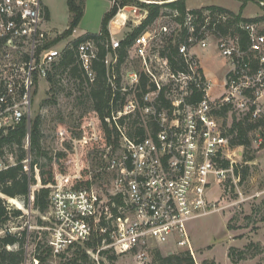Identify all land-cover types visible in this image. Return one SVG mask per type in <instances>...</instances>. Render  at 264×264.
Here are the masks:
<instances>
[{
	"label": "built area",
	"instance_id": "1",
	"mask_svg": "<svg viewBox=\"0 0 264 264\" xmlns=\"http://www.w3.org/2000/svg\"><path fill=\"white\" fill-rule=\"evenodd\" d=\"M109 1L116 9L112 21L119 15L114 24L117 31L127 24L140 26L151 8L159 9L152 22L125 45L122 61L119 48L125 37L109 32L102 57L90 38L58 46L52 43L56 36L45 28L41 0H0V133L23 118L28 128L24 157L18 160L14 150L4 148L0 171L21 165L27 193L16 198L21 203L16 209L25 215L47 214L41 218L51 223L47 242L53 254L94 237L99 241L96 256L108 250L142 259L169 242L193 253L186 223L245 200L237 191L238 201L218 205L208 199V191L215 184L228 196L231 187L240 183L234 169L248 163L242 159L244 148L259 152L264 145V22L236 20L206 6L196 11L185 8L182 13L171 6L177 0ZM236 28L246 34L244 44ZM213 40L228 64L215 96L210 92L214 83L204 74L196 50H204ZM170 46L177 49L176 56H170ZM67 48L74 50L89 84L95 79L94 61L105 66L108 113L104 118L115 126L118 136L115 148L104 145L103 167L111 176L108 189L93 187L91 174L81 175L78 162L73 164V175L54 165V180L42 184L38 163H33L29 150L34 91L53 74ZM170 57L177 67H172ZM128 58L137 59L140 69L132 66L123 74L120 66ZM224 107L225 114L218 115ZM120 119L137 120L145 134L130 135ZM223 119L231 122L228 128L221 126ZM233 120L263 123L251 132L249 147L231 144L236 134L229 131ZM153 123L157 129L148 125ZM89 139L99 141L100 134L93 128ZM80 180L90 184L78 185ZM40 188L48 189L44 212L32 208L34 191ZM3 199L6 209L14 208L9 197L3 195ZM4 233L14 232L6 226ZM20 264H27L26 249Z\"/></svg>",
	"mask_w": 264,
	"mask_h": 264
},
{
	"label": "rangeland",
	"instance_id": "2",
	"mask_svg": "<svg viewBox=\"0 0 264 264\" xmlns=\"http://www.w3.org/2000/svg\"><path fill=\"white\" fill-rule=\"evenodd\" d=\"M41 1L49 9L47 27L52 29L53 34H57L56 37L60 36L68 27L71 19L67 0ZM240 1L242 2V0H185V5L192 9L203 5L217 4L236 11ZM109 8V0H84L83 14L74 29L75 31L61 37L55 41V44L62 46L67 41L71 42L86 33H97L100 29L102 14L104 15ZM263 13V9L256 1L248 0L246 2L244 15L253 17ZM134 28L136 27L127 24L113 34L117 38H122ZM196 50L203 54L201 63L214 83L210 92L212 96H215L220 90L217 82L222 81V76L228 67L226 59L218 52L214 40L204 50ZM132 66L140 69L137 59L128 58L120 66V69L124 74ZM79 74H72L69 68H57L51 85L47 79L39 82L33 98L31 116L32 118L39 117L40 147L46 154L39 156L31 152V156L37 159L39 167V164L49 163V158L53 162L56 154L63 152L66 155V169L70 175L75 173L74 162H78L81 175L84 170L86 175L90 173L92 176L91 185L104 190L109 188L111 180L110 174L103 167L106 162L103 156L104 144L89 139L93 128L97 134H100V121L93 111L89 93L90 84L82 74ZM50 86H52L51 89ZM90 119L93 120V124H90ZM131 121L133 120H126L124 123L127 131ZM230 123L223 119L221 126L228 128ZM250 137H253L252 133ZM86 140L88 143L85 142ZM5 150H14L16 155L18 152L15 145L6 146ZM244 153L254 155V158L247 163L248 168L244 180L237 187L232 186L228 196L222 192V188H220L222 186L213 184L208 191V199L218 205L229 204L239 200L237 191H240L246 199L228 205L221 211L212 212L186 223L193 253L169 242L156 246L142 259L134 254L120 255L113 252L114 259L111 260L108 256L112 254L111 251L105 250L103 255L96 256L85 244L75 243L60 254H53L50 249L49 257L42 264H101V262L104 264H165L163 256L173 252H188L195 264H201L203 259L214 260L216 264H264V145L259 149V152L244 148ZM53 164L57 167L55 162ZM32 181L35 182L33 178ZM3 195L0 193V197L3 198ZM18 201L20 200L18 199ZM12 206L16 208L15 205ZM42 215L37 213L21 214L18 217H11L6 222H0V236L3 235V229L6 226L12 232L25 230L24 249L27 251V264H33L32 257L36 253L34 248L38 243L39 250L43 249L44 245L50 248L47 240L49 237L48 227L51 223L47 218L42 219ZM43 216L47 217V214ZM228 224L231 228L228 227ZM26 236H28L27 241ZM77 246L85 248V252L86 249L91 251L90 253L86 252L88 254L86 260L74 259L73 251ZM11 247L14 249L16 245ZM230 247L235 249V255L238 254V251L243 250V256L238 258L236 255L234 260H231L228 257Z\"/></svg>",
	"mask_w": 264,
	"mask_h": 264
},
{
	"label": "trees",
	"instance_id": "3",
	"mask_svg": "<svg viewBox=\"0 0 264 264\" xmlns=\"http://www.w3.org/2000/svg\"><path fill=\"white\" fill-rule=\"evenodd\" d=\"M248 0H242L240 5L239 11L234 13L228 9H225L220 6L209 5L206 7H210L213 9H217L223 12H227L228 14L235 17L236 20H243V21H250V22H264V13L255 17L246 18L241 15V11L244 8L245 2ZM259 6L264 11V5L260 2H264V0H258ZM83 6L84 0H67V7L70 12V22L68 27L61 33L60 36L56 37L52 43H55L61 37L70 35L71 32L76 28L78 25L82 14H83ZM171 6H176L180 12H184L185 4L184 0H177L175 3H172ZM159 9L158 8H151L150 14L148 18L141 24L140 26L134 28L125 38L121 41V47L119 48L120 60L125 56V45L128 44L131 39L142 32L145 27L152 22V20L157 16ZM191 11H196V9H192ZM116 13V9L111 7L108 11H106L102 17L101 25L98 33H86L75 40L72 41V44H77L78 42L84 39H92L99 51V57H102L105 54L104 44L106 41L109 40V29L108 23L113 18ZM236 30L241 35V43L244 44L246 34L244 31H241L236 28ZM170 52L172 55L176 56L177 49L174 46H170ZM172 67H177V64L173 61V58L170 57ZM57 68H69L72 74H82L78 63L76 62V55L73 49H65L59 62L57 65L54 66L53 74H48L47 81L51 85L53 83L54 75H56ZM93 69L95 71V79L92 84H90V98L92 99L93 111L95 112L97 118L99 119V128H100V142L105 146L111 145L113 148L118 146V136L115 126L112 124L110 125L104 118V116L108 113V98L106 95V87H105V66L102 61L97 60L93 63ZM79 74V75H80ZM36 80V79H35ZM52 86H50V89ZM141 88L145 89V80L141 79ZM36 92V89L34 93ZM226 107H224L221 111H218V115H224L226 112ZM124 121L122 119L119 120L120 125H124ZM261 121H232L231 127L229 129L230 133L236 134L231 138V144L233 145H243L245 147H249L251 140H250V133L255 130L257 126L262 125ZM151 125L153 129H157L156 124H148ZM129 130L127 131L130 135L145 134V128L142 123L137 122V120L131 121L129 124ZM28 128L26 123V118H23L19 124H17L14 128L7 130L5 134L0 133V154L3 155V149L11 145H15L18 148L17 158L18 160L22 159L25 155V150L23 148L24 140L27 134ZM29 150L35 155L45 156L46 152L41 150L40 147V130H39V117L36 116L31 119L30 126H29ZM1 155V156H2ZM65 153L58 152L56 154L55 160L52 162L49 158V163L39 164V172H40V180L42 184H47L48 182H52L54 180V162L57 164V170L64 173L67 171L65 165ZM254 158V155H249L248 153H244L243 161L249 162ZM37 163V159L33 158V163ZM223 166L227 165V162L224 161ZM248 164L242 165L239 168L234 169L235 174H240V182L244 180L247 166ZM21 165L17 164L15 166H11L6 170L0 171V193L4 194L10 198H19L25 196L27 193V177L24 172L21 170ZM83 176L86 175V171L84 170ZM78 185H89L90 182L88 180H80L77 181ZM48 189L40 188L37 191H34V200L32 202V208L39 210L40 212H44L47 208V197ZM21 215V211L16 208L6 209L5 200L0 197V222H6L11 217H18ZM264 219V218H263ZM39 223L41 221L39 220ZM228 227L231 228V226ZM99 241L98 238L94 237L91 239L90 242H87L85 245L93 252L96 251L97 245ZM24 244H25V230L21 232H14V233H4L0 236V264H20L24 258ZM16 245V248L8 250L6 246ZM251 245V244H250ZM39 246V243L37 247ZM35 247V254L34 258L38 260L37 264L44 263L50 255V248L43 246V249L39 250ZM75 258H82L87 259L88 254L85 252V248H81L77 246L74 249ZM103 251H99L98 255H103ZM243 250L238 251L237 257L241 258L243 256ZM63 256V254H61ZM235 249L230 247L228 251V257L231 260L235 258ZM109 258L112 260L114 259V254L108 255ZM165 264H195L191 255L188 252H173L168 253L167 255L163 256ZM100 263V262H99ZM70 264V263H69ZM101 264H104L101 262ZM201 264H216L214 260L203 259Z\"/></svg>",
	"mask_w": 264,
	"mask_h": 264
},
{
	"label": "crops",
	"instance_id": "4",
	"mask_svg": "<svg viewBox=\"0 0 264 264\" xmlns=\"http://www.w3.org/2000/svg\"><path fill=\"white\" fill-rule=\"evenodd\" d=\"M241 1L239 2V4H238V8L236 9V11H234V10H232V9H229L228 7H225V6H222V5H215V6H220V7H223V8H225V9H228V10H230V11H232V12H234V13H237L238 11H239V8H240V5H241ZM184 4H185V0H184ZM44 5V4H43ZM210 5H213V4H210ZM205 6H209V5H203V6H201V7H205ZM245 6H246V2H245V5H244V8H245ZM185 7L187 8V9H190V8H188L186 5H185ZM201 7H199V8H201ZM44 8H45V20H46V22H45V28L49 31V33L52 35V36H56L57 34H53V32H52V29L49 27H47V23H48V18H49V9L44 5ZM110 8H111V5H110ZM109 8V9H110ZM244 8L242 9V11H241V15L243 16V17H246V18H250V17H252V16H246V15H244L243 14V11H244ZM192 9H197V8H192ZM258 16V15H257ZM102 17H103V14H102ZM102 17H101V19H102ZM253 17H255V16H253ZM51 29V30H50ZM108 29H109V32H112V33H114L115 31H117V28L115 27V25L112 23V19L109 21V23H108ZM75 31V30H74ZM99 32V31H98ZM97 32V33H98ZM72 36V35H71ZM78 38V37H77ZM75 40V39H74ZM198 54V57H199V61H200V65H201V68H202V70H203V72H204V74L207 76V77H209L208 76V73L205 71V69H204V67L202 66V63H201V56L203 55L202 53H200V52H198L197 53ZM210 78V77H209ZM10 198V197H9Z\"/></svg>",
	"mask_w": 264,
	"mask_h": 264
},
{
	"label": "bare ground",
	"instance_id": "5",
	"mask_svg": "<svg viewBox=\"0 0 264 264\" xmlns=\"http://www.w3.org/2000/svg\"><path fill=\"white\" fill-rule=\"evenodd\" d=\"M118 18H119V15L113 20L114 22L112 21V23L116 24ZM9 202L14 204L16 207L21 208V203L16 198H10Z\"/></svg>",
	"mask_w": 264,
	"mask_h": 264
},
{
	"label": "water",
	"instance_id": "6",
	"mask_svg": "<svg viewBox=\"0 0 264 264\" xmlns=\"http://www.w3.org/2000/svg\"><path fill=\"white\" fill-rule=\"evenodd\" d=\"M254 1H256L257 3L259 2L258 0H254ZM261 4L263 3V2H260Z\"/></svg>",
	"mask_w": 264,
	"mask_h": 264
}]
</instances>
